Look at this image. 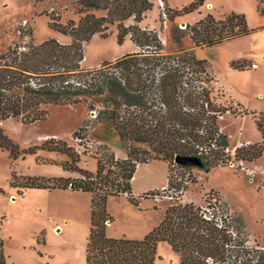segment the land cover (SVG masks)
I'll use <instances>...</instances> for the list:
<instances>
[{
  "label": "trees",
  "instance_id": "1",
  "mask_svg": "<svg viewBox=\"0 0 264 264\" xmlns=\"http://www.w3.org/2000/svg\"><path fill=\"white\" fill-rule=\"evenodd\" d=\"M63 1L75 18L63 23L60 11H51L48 25L70 37L69 42L48 38L35 43L29 30L24 32L28 41L7 46L0 53V121L17 118L30 124L46 118L49 104L85 102L90 110L97 111L94 122L108 125L123 141L126 157L117 158L106 147L107 151L96 157V169L89 171L78 166V154L65 141L49 138L40 146L20 149L0 129V147L8 149L13 158L35 153L39 148L57 150L69 157L62 167L78 174L23 176L19 185L90 194L91 225L85 264H157L156 247L161 241L178 254L179 264H264V248L248 244L242 220L240 229L234 231L227 216L193 202L168 206L159 224L142 238L107 236L106 226L112 221L107 211L108 198L125 196L129 202L139 204L131 187L139 163L165 161V189L183 192L188 182L196 181L184 180L180 173L172 174V167L184 166L174 161L178 156L200 158L208 167L227 165L232 158L258 160L264 153V112L244 108L243 114L253 115L262 141L242 143L235 147L233 155L229 154V137L221 131L219 120L232 110L219 100L205 59L197 58L192 50L165 53L157 33L140 26L154 0ZM161 1L166 16L172 20L196 10L205 0H193L179 10H172L168 0ZM112 25H116L117 42L121 44L129 37L137 50L102 61L97 67H83L84 44L95 34L108 36ZM185 28L194 47L213 46L254 31L245 14L234 11L220 19L207 14ZM181 37L178 35L176 41ZM89 122L75 130L73 137L79 138ZM10 184L16 185L12 180ZM147 193L154 195L157 190ZM0 264H6L1 238Z\"/></svg>",
  "mask_w": 264,
  "mask_h": 264
},
{
  "label": "rangeland",
  "instance_id": "2",
  "mask_svg": "<svg viewBox=\"0 0 264 264\" xmlns=\"http://www.w3.org/2000/svg\"><path fill=\"white\" fill-rule=\"evenodd\" d=\"M154 1L140 26L157 33L165 53L192 50L197 58L205 59L208 76L213 80L219 100L232 110L219 120L221 131L229 137L226 152L233 155L235 147L242 143L262 141L253 115L243 114L244 108L248 112H264V65H260L264 52V14L259 0H205L196 10L172 20L166 16L162 1ZM192 1L168 0V4L172 10H179ZM51 11H60L63 23L75 18L63 0H0V53L7 46L28 41L24 32L29 30L35 43L48 38L69 42L70 37L49 27L48 14ZM232 11L245 14L250 28H262L248 36L213 46H193L186 24H193L207 14L220 19ZM116 32V25H112L108 36L95 34L84 44L83 67H97L102 61H111L137 50L129 37L119 44ZM178 35H182L179 42L176 41ZM251 55L254 57H249ZM46 108L48 114L44 120L24 124L20 119L10 118L0 121V129L20 149L40 146L49 138L65 141L78 154V166L89 171L96 169V157L107 151L106 147L117 158L126 155L123 141L108 125L94 122L97 111L90 110L85 102L49 104ZM87 120L90 122L86 130L79 138L73 137V132ZM68 159L66 153L41 148L35 153L13 158L8 149L0 147V238L6 264H43L47 255L48 264H85V247L91 225L90 194L19 185L23 176H78L62 167L61 163ZM176 173H180L179 177L184 180L194 178L196 182H188V188L183 192L158 189L156 195L147 193L141 196L156 209L143 210L137 207L139 204L121 197H109L107 211L112 218L111 231L133 232L156 225L165 209L175 202L206 206L210 201L215 209L209 208V212L216 210L218 215L227 216L234 231L240 229L242 220L248 244L264 248V153L256 161L232 158L227 165L219 167L205 166L200 158H196L195 162L184 163L183 168L172 167V174ZM135 174L134 191L140 194L147 185L165 183L168 166L163 160L153 159L140 163ZM11 180L16 185H11ZM156 255L157 264H179L178 254L166 241L157 244Z\"/></svg>",
  "mask_w": 264,
  "mask_h": 264
},
{
  "label": "crops",
  "instance_id": "3",
  "mask_svg": "<svg viewBox=\"0 0 264 264\" xmlns=\"http://www.w3.org/2000/svg\"><path fill=\"white\" fill-rule=\"evenodd\" d=\"M261 12H262V14H264V0H263V2H262V6H261ZM262 28V26H257V27H255L254 28V31L253 32H256V31H258V30H260ZM249 35V34H248ZM248 35H245V36H248ZM245 36H242V37H245ZM239 38H241V37H239ZM235 39H237V38H235ZM233 40V39H232ZM248 57V56H247ZM249 57H254V56H249ZM260 62H261V64H260ZM259 62V64L260 65H264V52H263V56H261V61ZM263 95H264V93H262ZM262 95V96H263ZM246 143H248V142H246ZM126 157V155L124 156V157H121V158H125ZM139 165H140V163L137 165V167H139ZM137 167H136V169H137ZM136 171V170H135ZM134 174H135V172H134ZM133 174V177H132V179H131V183H132V187H133V194H134V196L136 197V198H138L139 199V205L137 206L138 208H143V210H152V209H156L155 207H154V205L153 204H149L148 202H147V200H144L141 196L142 195H144L146 192H148V191H151V190H158V189H162V188H164V187H166V185H167V180H166V182L165 183H162L161 185H159V186H157V185H147L146 187H144L143 189H142V193H140V194H136V192L134 191V184H133V182H134V180H135V178H136V174L134 175ZM111 197H121L122 199H126L127 200V198L125 197V196H111ZM143 206V207H142ZM157 209H159V207L157 208ZM164 214V213H163ZM162 214V215H163ZM162 217L163 216H161L160 217V220L159 221H161V219H162ZM159 221H158V223H159ZM158 223H156V225H151L150 227H141V228H138V229H136L135 231H133V232H130V231H125V230H122V231H120V233H113L112 231H111V228H112V221L111 222H108L107 223V226H106V234H107V236H109V237H114V238H118V237H122V236H126V237H128V238H131V239H139V238H142L145 234H147L151 229H153L155 226H157L158 225ZM43 242H45V241H43ZM43 245H45V244H43ZM47 254V253H46ZM49 258V255H47V258L44 260L45 261V263H43V264H48V261H47V259Z\"/></svg>",
  "mask_w": 264,
  "mask_h": 264
},
{
  "label": "water",
  "instance_id": "4",
  "mask_svg": "<svg viewBox=\"0 0 264 264\" xmlns=\"http://www.w3.org/2000/svg\"><path fill=\"white\" fill-rule=\"evenodd\" d=\"M183 24L185 25V23H183ZM185 27H186V25H185ZM91 114L95 116V111H92ZM195 159L196 158H186V157H179L178 156V157L175 158L174 161L176 163L184 164V163H192V162H195Z\"/></svg>",
  "mask_w": 264,
  "mask_h": 264
},
{
  "label": "built area",
  "instance_id": "5",
  "mask_svg": "<svg viewBox=\"0 0 264 264\" xmlns=\"http://www.w3.org/2000/svg\"><path fill=\"white\" fill-rule=\"evenodd\" d=\"M248 172L249 173H252L253 172V170H248ZM163 190L165 189V187L164 188H162ZM154 195H156V193L154 194ZM209 204H211V205H209ZM209 206H211V207H209ZM203 209H206V210H208L209 211V208H212L213 207V204L209 201V202H207V205L206 206H201ZM213 209H215L214 207H213Z\"/></svg>",
  "mask_w": 264,
  "mask_h": 264
}]
</instances>
